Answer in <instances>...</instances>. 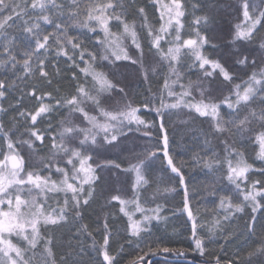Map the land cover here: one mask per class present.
<instances>
[{
    "label": "snow or ice",
    "instance_id": "snow-or-ice-1",
    "mask_svg": "<svg viewBox=\"0 0 264 264\" xmlns=\"http://www.w3.org/2000/svg\"><path fill=\"white\" fill-rule=\"evenodd\" d=\"M152 2L160 10L158 28L149 23L143 7L136 9L142 19L141 28L150 38V50L154 49L159 57L157 64L149 65L145 62L136 23L127 19V9L135 6V0L127 4L121 0H95L83 6L82 12V5L77 0H72L70 9L65 8L63 0H0V43L3 44L0 69L11 70L16 77L15 80L0 79V101L5 99L9 88L21 92V101L24 96L37 101L33 110L19 112L22 131L17 130L13 134L0 122V135L6 141V151L0 149V264H83L87 255L83 248H73L57 258L51 233L70 220L80 221L82 210L95 199L106 171L134 174L133 198L125 199L117 194L109 199V203L116 202L119 212L127 217L124 231L129 239L126 242L134 244L137 250L128 264H145L149 255L161 251L177 252L158 241L153 247L150 242L151 222L166 220L167 217L160 216V205L150 210L151 215L141 205L142 190L150 184L149 172L157 161L165 164L182 186L181 210L187 212L191 221L198 255L204 256L208 250L205 239L215 242L219 238L227 242L234 235V221L247 215L245 228L256 236L255 242L236 257L222 259L217 254L213 259L215 264H264V180L250 181L248 175L256 171L264 173V167L255 168L241 151V138L248 134L259 146L256 158L264 162V36L259 35L264 33V0H242L243 23L246 26L236 25L232 44L236 45L237 41L255 43L259 55L241 51L242 46H236L231 52L233 64L247 75V79L239 83L236 82L237 73L226 62L206 54L208 49L218 47L207 32L208 25L212 23L210 15L194 16L195 36L184 38L181 32L185 28L183 17L187 13L185 0ZM199 7V3L192 4L194 10ZM53 11L57 17L66 15L67 22L63 19L57 22L51 15ZM113 20L117 22L114 27L122 26V32L112 30L110 24ZM43 25H52L55 31L49 32ZM72 27L87 29L91 33H96L99 28L103 35L96 38L98 50L87 49L82 39L69 35ZM13 31L21 34L23 46L17 42ZM129 39L130 43H126ZM162 42L167 47H163ZM133 47L135 53L130 51ZM17 50L22 52L19 59L15 54ZM53 51L56 57L66 58L65 62L79 69L84 77L81 82L77 80V73L72 72V79L77 82L74 93L67 96L54 95L53 91L40 87L42 83L53 84V73L46 69V64L50 62L49 53ZM77 58L83 66L77 63ZM188 60L192 62L188 63ZM120 61L127 64L121 65ZM127 66H133L134 71L149 85L146 89L149 95L142 105L134 104L126 86L115 79L116 70ZM184 66L189 70L199 69L202 79L181 83ZM52 68L56 76L61 74L56 64H52ZM158 70L164 77L163 86L162 90L153 93L151 80ZM217 78H222L229 85L228 95L218 100L212 98L210 89V83ZM17 81L24 82L25 88L21 89ZM206 82L208 87H205ZM175 85H179L181 91H175ZM194 89L199 91V100L192 97ZM110 102L119 106L107 107ZM222 107L230 110L227 118L222 114ZM141 108L154 112L157 119L142 118ZM180 109L209 118L208 136L211 139L206 137L205 145L219 139L224 156L221 158L212 148L206 156L196 153L193 160L209 174L226 167V179L235 190V200L233 195L220 196L223 219L213 222L207 229V237L197 233V220L189 205V184L182 171L184 162L181 161L178 166L169 152L166 118L179 115ZM7 111L0 104V114ZM54 114L63 115L58 127L51 124ZM13 119L14 123H20ZM45 120L49 122L48 127L41 128L40 123ZM153 129L159 130L155 135L160 143L134 153L135 161H129L127 167L108 155L121 149L122 137H127L129 132L135 131L143 137L152 138ZM25 147L38 161L37 167H25V156L21 154V149ZM45 148L47 155L43 151ZM53 176L57 178L53 179ZM176 190L175 187L164 189L165 192ZM50 200L55 201L57 207H52ZM137 213L141 214L138 219L135 218ZM101 228L100 240L84 223H80L75 235L90 238L88 247L96 257L102 258L99 264H119L118 257L124 248L120 245L118 249H113L112 242L118 240V234L113 233L107 215ZM143 234H147V238ZM178 254L184 253L180 251Z\"/></svg>",
    "mask_w": 264,
    "mask_h": 264
},
{
    "label": "trees",
    "instance_id": "trees-1",
    "mask_svg": "<svg viewBox=\"0 0 264 264\" xmlns=\"http://www.w3.org/2000/svg\"><path fill=\"white\" fill-rule=\"evenodd\" d=\"M79 4L82 5L81 12L83 11V6L88 5L90 2H95V0H77ZM102 2V0H101ZM123 3H129L130 0H121ZM167 2V0H164ZM66 9L72 7V0H63ZM193 3H199L200 7L197 9L192 8ZM185 6L187 13L183 17V22L185 28L182 30L181 35L184 38L189 36L194 37L195 32L193 28L194 16H202L208 14L212 17V23L208 25L207 32L210 39L214 40L218 45L215 49H208L207 53L211 58L221 59L222 62H226L227 66L237 73L236 82H241L242 79H247V75L243 71H240L238 66H235L232 62L231 52L236 46H242L241 51H245L253 56L259 55V50L257 44H245L243 41H237L236 45L232 44V37L235 34L236 25L246 26L243 23V13H242V0H185ZM143 7L148 17L149 23L158 28L161 21L159 20V8L155 5L152 0H135V6L129 7L127 9L128 15L127 19L129 22L135 21L136 28L139 34V40L144 48L145 62L149 65L157 64L159 57L155 55V50L151 49L149 46L150 38L147 36L146 31L141 28L142 19L137 13L136 9ZM57 22L61 19L67 22V16L57 17L55 11L51 13ZM117 22L112 21L110 27L115 32H122V26L120 28L114 27ZM45 29L49 32H54L55 29L52 25H43ZM203 28V25H201ZM13 35L17 36V42L20 41V33L13 31ZM69 35H74L84 41V46L92 51L98 50V45L96 44V38H102V33L99 28H97L96 33L88 32L87 29H81L72 27L69 29ZM259 35L264 36V33ZM130 43V39L126 41ZM163 47H167L164 42H162ZM130 51L135 53V48H131ZM3 52V44L0 43V53ZM19 58L22 57V52L17 50L15 53ZM3 56L0 55V59ZM87 58V57H86ZM187 59V58H185ZM49 63L46 64V69L50 73H53V84L51 86L47 84H41L42 90L53 91L54 95L67 96L74 93L76 82L72 79V72L77 73V80L83 82V74L79 72V69H74L66 63V58L56 57L55 51L49 53ZM58 62V63H57ZM188 60V63H191ZM259 62V61H258ZM77 63H80L77 58ZM107 64V62H103ZM121 65H126V61L118 62ZM52 64L60 69L61 74L56 76L52 68ZM182 79L181 83L187 84L189 80L197 81L202 79L200 70L193 68L188 69L184 66L182 69ZM111 75V74H110ZM0 79L5 80H15L16 77L13 75L11 70L0 69ZM90 79V78H89ZM115 79L118 80L122 85L126 86V90L129 92L130 99L136 105H142L144 103L145 97L149 95L146 89L149 87L141 77L134 71L133 66L121 67L116 70ZM164 77L157 74L151 80V89L153 93L158 90H162ZM21 89L25 88V83L17 81ZM90 86V85H88ZM208 83H205V87H208ZM174 90L181 91L179 85L173 86ZM227 82H223L222 78H217L210 83V89L213 99H220L224 95H228ZM59 90L58 92L56 90ZM39 94V92H38ZM207 95V93H206ZM21 92L16 89L9 88L8 93L0 104L8 109L7 113L0 114V122L5 126L6 130H11L13 134L17 130H23L22 118L19 116V112L23 110L31 111L35 108L37 101L35 98L24 96V99L20 100ZM192 97L196 100L200 99L199 91L194 89L192 92ZM174 99V98H170ZM191 99V98H188ZM107 107H118L119 105L109 103ZM66 109L64 112L66 113ZM222 114L227 118V114L230 110L226 107H222ZM179 115L173 114L171 117L166 118V128L169 135V152L173 156L174 162L180 165V162H184V167L182 171L184 172L186 182L189 184V205L193 210V214L196 217L198 228V235L208 236L207 229L211 227L213 222L217 219H223L224 210L219 206V198L222 195H233V200H235L234 188L227 181L225 172L226 167L221 168L214 174H209L207 169L195 164L193 156L199 153L201 156H206L210 149L214 148L217 153L223 158V145L220 143L219 139L212 140L210 145H205V138L208 137L209 133V122L206 117H200L194 111H188L187 109L178 110ZM142 118L146 120L157 119L154 112H147L141 108ZM15 121H20V123H14ZM63 119V115H53L51 119V124L58 127L60 120ZM79 123V120H76ZM40 123V121H38ZM48 121L45 120L40 123L41 128L48 127ZM134 127V126H133ZM51 132L52 129H49ZM158 129H153L154 137H143L139 133L132 131L128 133L127 137H122L123 144L121 149H116L111 153H108L113 158L117 159V162H121L125 167L128 166V162L135 161L134 153H139L147 147H152L155 144L160 143L156 139L158 134ZM53 134H55L53 132ZM242 139L241 151H243L245 158L250 164H253L255 168L259 169L264 167V162H261L256 158V153L259 151V146L254 142V139L249 138L248 134H245ZM47 144V137H46ZM0 149L6 151V141L3 136L0 135ZM44 154L47 155V148L44 150ZM21 154L25 156V167L28 168L30 165L33 167L38 166V161L34 156H32L30 150L26 147L21 149ZM162 159V155H161ZM249 180L261 179L264 180V173L259 171L250 172ZM118 176V179L116 178ZM150 184L146 189L142 190L141 195V205L148 210V214L151 215V209L160 205L162 211L160 216L167 217L166 220L152 221L151 222V239L150 242L155 247V242H161L162 246H167L169 248L176 249L177 252H157L155 255H149L146 258L145 264L152 257L161 255L171 258H182L190 259L203 264L215 263L213 256L219 254L222 259H231L236 257L238 253H241L247 246L252 245L256 236L251 235L246 231L245 221H247L248 216L245 215L242 219L234 221V227L232 231L234 235L227 240L217 238L215 242L205 239V244L208 247L204 256L198 255L195 251V244L193 242L192 232H191V221L188 219L186 211H182L183 207V189L177 183L174 178L175 174L168 169L165 164L157 161L149 172ZM104 181L99 188H97L95 199L90 202L89 206H86L82 211L83 215L80 221H69L65 226H60L51 233L54 239V251L59 258L61 255L68 253L71 249L83 248L87 255L84 257L83 264H99V260L102 258L96 257L88 245H90L91 240L86 236L75 235L80 223L87 224L89 229L93 231L97 240L101 239L102 234V223L105 216H108L109 224L113 230V233L118 234V240L112 242V247L114 250L118 249L120 245H123L124 251L118 257L119 264H128V261L133 259L136 255L137 250L134 244L127 243L126 240L129 239L124 231L127 224V217L119 212V205L116 202L109 203L111 195H121L125 199H132L134 196V190L132 184L134 181V174L132 173H113L105 172ZM53 176V179H56ZM175 187L177 190L175 192H165L164 189ZM49 203L52 207H57L55 201L50 200ZM250 211V210H249ZM141 214L137 213L135 218H140ZM257 219H260L259 214ZM202 225V227H201ZM100 229V230H98ZM259 231V225H257ZM43 231V230H42ZM147 238V234H143ZM15 242V237H13ZM182 251L184 254L180 255L178 252ZM151 264H190V263H173L164 260H156Z\"/></svg>",
    "mask_w": 264,
    "mask_h": 264
},
{
    "label": "water",
    "instance_id": "water-1",
    "mask_svg": "<svg viewBox=\"0 0 264 264\" xmlns=\"http://www.w3.org/2000/svg\"><path fill=\"white\" fill-rule=\"evenodd\" d=\"M156 260H164V261L173 262V263L184 262V263H190V264H203V263H199L196 261H192L190 259L171 258V257H166V256H161V255L154 256L150 259L151 263ZM212 264H215V263H212Z\"/></svg>",
    "mask_w": 264,
    "mask_h": 264
}]
</instances>
